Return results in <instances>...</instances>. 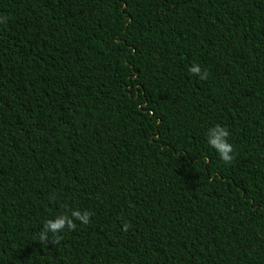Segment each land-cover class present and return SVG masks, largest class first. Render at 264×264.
<instances>
[{
  "label": "trees",
  "instance_id": "1",
  "mask_svg": "<svg viewBox=\"0 0 264 264\" xmlns=\"http://www.w3.org/2000/svg\"><path fill=\"white\" fill-rule=\"evenodd\" d=\"M0 264H264V0H0Z\"/></svg>",
  "mask_w": 264,
  "mask_h": 264
},
{
  "label": "clouds",
  "instance_id": "2",
  "mask_svg": "<svg viewBox=\"0 0 264 264\" xmlns=\"http://www.w3.org/2000/svg\"><path fill=\"white\" fill-rule=\"evenodd\" d=\"M189 73L195 75L199 79H204L206 73H202L200 67L193 63L188 69ZM229 131L226 127L220 124H214L207 128L205 132V142L209 148L213 149L218 156L219 160L225 164L229 163L233 159V145L228 142L227 137ZM89 213L84 210L71 209L65 213L54 216L51 219H46L41 225V229L38 233V239L41 242L49 241V234L55 238L54 242L58 243L60 234L67 227L68 230H72L75 227L74 221H78L81 224H87L89 221ZM128 224L122 225V230L126 231Z\"/></svg>",
  "mask_w": 264,
  "mask_h": 264
}]
</instances>
